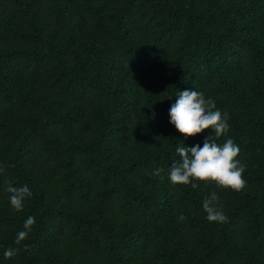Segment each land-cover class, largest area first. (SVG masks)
Instances as JSON below:
<instances>
[{"label":"trees","instance_id":"16d2710c","mask_svg":"<svg viewBox=\"0 0 264 264\" xmlns=\"http://www.w3.org/2000/svg\"><path fill=\"white\" fill-rule=\"evenodd\" d=\"M185 90L227 114L242 192L171 183L214 138L170 123ZM0 168V264H264V0H0Z\"/></svg>","mask_w":264,"mask_h":264},{"label":"clouds","instance_id":"9594fccd","mask_svg":"<svg viewBox=\"0 0 264 264\" xmlns=\"http://www.w3.org/2000/svg\"><path fill=\"white\" fill-rule=\"evenodd\" d=\"M170 123L183 136L195 137L204 132L212 131L213 136L208 135L203 146L199 144L193 147L178 146L175 151L180 158L179 162L172 164L169 172V179L174 185L191 184L196 188V182L204 184H215L222 189H230L239 193L246 187L244 179L245 165L238 159L240 148L231 138L225 140L220 145L216 141L226 137L229 132L227 114L216 109L215 101L206 99L197 90L180 91L175 104L170 108ZM4 171L0 168V173ZM163 169L157 167L154 175L161 176ZM161 179L163 177L161 176ZM7 191L11 208L16 212H21L24 202L32 196V192L25 184L13 186L9 183ZM219 197L216 192L210 193L203 200V210L209 222L224 223L227 217L218 207ZM183 219V217H181ZM34 217H28L24 223V230L17 234L15 243L17 245L24 241L33 225ZM16 254V249L5 251V258H11Z\"/></svg>","mask_w":264,"mask_h":264}]
</instances>
